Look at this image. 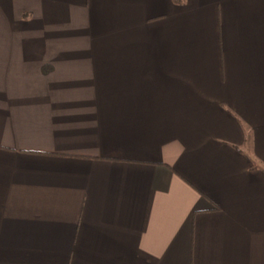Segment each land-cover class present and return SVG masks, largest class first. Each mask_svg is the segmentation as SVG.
<instances>
[{
    "label": "crops",
    "instance_id": "1",
    "mask_svg": "<svg viewBox=\"0 0 264 264\" xmlns=\"http://www.w3.org/2000/svg\"><path fill=\"white\" fill-rule=\"evenodd\" d=\"M0 264H264V0H0Z\"/></svg>",
    "mask_w": 264,
    "mask_h": 264
}]
</instances>
